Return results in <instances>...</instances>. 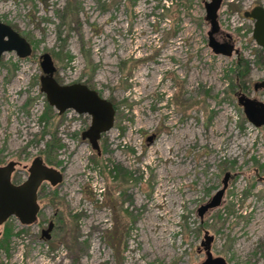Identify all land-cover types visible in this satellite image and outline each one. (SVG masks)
<instances>
[{"label": "rangeland", "instance_id": "374dc122", "mask_svg": "<svg viewBox=\"0 0 264 264\" xmlns=\"http://www.w3.org/2000/svg\"><path fill=\"white\" fill-rule=\"evenodd\" d=\"M203 1L0 0V21L32 49L0 57V165L17 163L14 183L35 156L62 174L38 187L33 223L0 225V264H194L204 230L212 256L264 264V126L236 102L238 91L264 100L252 89L264 49L243 16L264 0L221 1L230 56L207 46ZM42 52L59 83H85L114 105L99 154L80 138L89 116L57 114L39 90ZM224 173L220 204L199 218Z\"/></svg>", "mask_w": 264, "mask_h": 264}, {"label": "water", "instance_id": "95a60500", "mask_svg": "<svg viewBox=\"0 0 264 264\" xmlns=\"http://www.w3.org/2000/svg\"><path fill=\"white\" fill-rule=\"evenodd\" d=\"M221 0H207L204 3V20L208 24L206 31L207 46L214 54L230 56L235 52L230 42V35L225 33L227 40L218 41L214 33L219 29L216 20V10ZM245 17L253 20L251 37L258 47L264 46V7L256 5L250 11L243 13ZM29 42L14 30L10 25L0 21V57L5 52H13L16 57L24 58L31 54ZM38 64L41 74L38 77L39 90L44 94L49 106L61 114L67 109L77 114L89 116V124L80 133V138L86 140L92 150L99 154L98 140L102 133L108 131L113 124L115 108L112 102L98 92L88 87L85 83L72 82L69 84L59 83L54 78L56 68L48 52H42L38 56ZM264 89V77L255 82L253 89ZM236 102L241 107L246 120L255 127L264 125V102L251 98L243 92L236 94ZM151 136L146 137L150 141ZM17 165L14 161H8L0 165V225L9 217H15L22 225H29L36 220L38 212L37 189L43 181L54 186L62 178L58 169L46 165L39 156L30 161L26 169V177L18 183L11 181V174ZM228 173H224L220 180V187L214 191L206 202L196 208L199 218L209 209L220 204L222 195L227 186ZM264 181V173L261 176ZM49 221L47 227L41 230V237L49 238L48 232L52 227ZM212 236L204 230L197 251L203 252V260L194 264H227L220 256H212L210 243Z\"/></svg>", "mask_w": 264, "mask_h": 264}, {"label": "flooded vegetation", "instance_id": "af4514ba", "mask_svg": "<svg viewBox=\"0 0 264 264\" xmlns=\"http://www.w3.org/2000/svg\"><path fill=\"white\" fill-rule=\"evenodd\" d=\"M205 1H207V0H204L203 1V8H204V3H205ZM222 1V0H221ZM221 1H220V3H221ZM220 3H219V5H218V7L220 6ZM256 5H259V4H256V3H254L253 5H251L249 8H248V10H244L243 11V13L245 12V11H250L251 10V8L252 7H254V6H256ZM218 9V8H217ZM244 16V15H243ZM245 17V16H244ZM246 19H248V20H250L251 22H252V24H253V20L251 19V18H249V17H245ZM203 19H204V16H203ZM216 20H217V10H216ZM205 21V20H204ZM206 22V21H205ZM207 23V22H206ZM214 38L216 39V40H218V41H220V42H222V41H225V40H227L226 39V37H225V34L224 33H222L221 32V30L220 29H218V31L216 32V33H214ZM230 42L233 44V42H232V39L230 38ZM261 49H264V46L263 47H260ZM264 77V76H263ZM262 77V78H263ZM261 78V79H262ZM261 79H259L258 81H256V82H259ZM255 83V82H254ZM254 83L252 84V89H253V85H254ZM89 87V86H88ZM254 90V89H253ZM257 90H260L261 92H262V96H264V89L261 87V88H257L256 90H254V91H257ZM238 92H241V91H238ZM237 92V93H238ZM99 94V93H98ZM245 94V93H244ZM246 95V94H245ZM261 102H264V100L263 101H261ZM114 106V105H113ZM264 126V125H263ZM152 137H153V135L151 136V139H152ZM150 139V140H151ZM39 210V209H38ZM38 213V212H37ZM36 218H37V214H36ZM47 224H48V222H47ZM46 227H47V225H46ZM45 227V228H46ZM45 228H41L40 229V232H41V230L42 229H45ZM52 228H53V224H52V227H51V229H50V231L52 230ZM50 231L48 232V234L50 235ZM39 232V233H40ZM40 235V237H41V233L39 234ZM41 238H43V237H41ZM45 239V238H44ZM48 239V238H47Z\"/></svg>", "mask_w": 264, "mask_h": 264}, {"label": "trees", "instance_id": "16d2710c", "mask_svg": "<svg viewBox=\"0 0 264 264\" xmlns=\"http://www.w3.org/2000/svg\"><path fill=\"white\" fill-rule=\"evenodd\" d=\"M243 63H245V62L241 58H237L235 65L238 68V67H242L243 66L242 65ZM245 70H246V68H244L243 70H241L240 71V75H242L243 73H245ZM8 234H9V228L8 227H5L4 228V236H5V238H7Z\"/></svg>", "mask_w": 264, "mask_h": 264}]
</instances>
